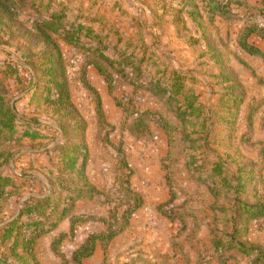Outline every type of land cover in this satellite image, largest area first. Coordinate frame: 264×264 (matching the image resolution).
Instances as JSON below:
<instances>
[{
    "label": "rangeland",
    "instance_id": "rangeland-1",
    "mask_svg": "<svg viewBox=\"0 0 264 264\" xmlns=\"http://www.w3.org/2000/svg\"><path fill=\"white\" fill-rule=\"evenodd\" d=\"M218 1L230 4L231 18L217 17L211 21L209 0H29L30 9L19 21L23 27L31 28L34 22L46 20L51 14H66L69 24H83L100 36L108 48L107 54L115 58L116 63L123 64L121 55L135 65L143 60L141 68L145 81L141 84L144 86H150L170 72L185 76L190 96L198 98L210 114L220 113L219 120L227 114L232 115L228 120L234 125L219 123L210 133L217 140L211 151L235 154V160L239 161L230 163V175L240 167L254 166L257 194L263 198L264 64L242 53L238 39L243 28L257 26L260 33L250 41L264 53V0ZM5 34L0 30V40H4L0 42V64L16 62L19 58L12 47L15 42ZM60 48L68 68L73 105L89 128L88 178L100 192L114 194L111 164L118 157L117 151L95 140L96 129L105 124L104 132L109 134L110 142L127 156L135 173L132 187L144 201V207L135 214L125 233L109 247L105 255L108 257L94 264H199L205 258L209 260L208 236L213 219L208 208L213 201L206 189L194 181L192 175L188 176L185 146L181 140L174 136L170 141L157 121L150 117L146 119L144 132L135 136L129 133L124 127L126 115L116 106L115 98L122 100L131 90L118 89L111 96L108 83L95 69L88 68L85 75L81 72L85 60L83 52L63 44ZM228 77L237 82L224 84ZM235 86L236 94L241 92L245 97L239 111L232 109L233 99L227 98ZM17 100L20 117L37 118L42 125L57 123L47 106L32 102L30 96L24 95ZM98 102L103 110L102 120L97 116ZM159 102L143 95L141 106L145 111L157 112ZM251 110L254 115L250 123ZM30 132L40 136L54 135L45 128ZM19 133L22 134V129ZM56 145L50 139L38 142L26 139L9 147L14 157L3 167L2 175L15 185L5 189L0 201V224L17 217L29 198L47 196V190L55 187L48 172ZM46 147L51 154L45 151ZM96 203L92 204L98 209L100 200ZM186 212L195 213L199 224L191 219L170 220L174 214L180 216ZM256 231L252 232L255 238L264 242V229L257 234ZM71 245L64 247L65 257L71 255L68 251ZM7 250L4 246L0 252L7 254ZM41 258L43 262L47 259L44 253ZM241 260L242 264H249Z\"/></svg>",
    "mask_w": 264,
    "mask_h": 264
},
{
    "label": "trees",
    "instance_id": "trees-1",
    "mask_svg": "<svg viewBox=\"0 0 264 264\" xmlns=\"http://www.w3.org/2000/svg\"><path fill=\"white\" fill-rule=\"evenodd\" d=\"M28 2L0 0V30L15 42L12 47L19 55L16 62L11 60L0 64V201L4 198L5 189L15 185L2 175L3 167L14 157L9 147L26 139L32 142L50 139L57 143L48 172L55 187L47 190V196L29 198L17 217L0 224V249L8 247L7 254L0 252V264H40L37 253L40 241L66 221L70 223L69 233L60 234L53 241L52 251L61 258V264H83L94 256L98 246L107 252L128 229L134 215L144 207L143 199L132 187L135 173L129 160L119 147L110 142L109 134L104 132L105 124L96 129L95 140L117 151L118 157L111 164L114 194L100 192L88 178L91 160L89 128L73 105L61 44L85 54L81 72L85 75L88 68L95 69L108 83L111 96L118 89L131 90L126 98H115L116 106L126 115L124 127L129 133L135 136L144 132L146 119L150 117L157 121L170 141L175 136L185 146L188 176L192 175L213 201L208 208L213 219L208 236L209 260L205 258L199 264H242L241 259L249 264H264V245L252 237L253 228L264 222V197L257 194L255 167H240L230 175L228 169L237 161L235 154L222 155L211 151L217 140L210 133L219 123L234 125L228 120L232 115L227 114L219 120L220 113L210 114L198 98L190 96L185 76L176 72L161 75L150 86H144L141 84L145 81L141 68L143 60L135 65L121 55L123 64L116 63V59L107 54L108 48L100 36L83 24H69L66 14H51L46 20L34 22L31 28L23 27L19 19L30 9ZM208 17L211 21L217 17L231 18L230 4L209 0ZM259 33L255 25L243 28L238 48L264 64L263 51L250 41ZM235 82L236 79L228 77L223 83ZM142 94L157 102L160 100V109L157 112L143 110ZM24 95L30 96L32 102L47 106L57 118V123L54 126H51L53 123L42 125L37 118L20 117L16 109L17 99ZM227 98L233 99L232 109L237 111L245 100L241 92L236 94V86ZM253 115L251 110L250 123ZM97 116L100 120L104 118L100 102ZM39 128L49 129L55 136L30 132ZM45 149L49 151L48 155L51 154L48 147ZM97 199L100 200L99 208L104 210L103 215L77 214L78 203L92 204ZM171 217L172 222L191 219L199 224L195 213ZM91 224L102 225L104 230L90 234L81 245H77L78 233ZM66 244L76 247L69 259L62 252Z\"/></svg>",
    "mask_w": 264,
    "mask_h": 264
},
{
    "label": "crops",
    "instance_id": "crops-1",
    "mask_svg": "<svg viewBox=\"0 0 264 264\" xmlns=\"http://www.w3.org/2000/svg\"><path fill=\"white\" fill-rule=\"evenodd\" d=\"M85 205H86V207L83 208ZM88 205H89V203H87V202L86 203H80V204H78L77 205V209H76L77 214L78 215H82V214H93V215H97V216L103 215V213H104V210L103 209L94 208V204H90V205H92V207L91 206L88 207ZM134 217H135V215H134ZM94 227H96V228H94ZM253 229L257 230L255 232L256 234L258 232H261L264 229V222L261 223L259 226L254 227ZM69 230H70V223H69V221H66L63 224H61L54 231V233L48 235L47 237L42 238V240L39 243L38 249H37L38 260H39L40 264H44L45 261L46 262H49L50 261V264H58L59 263V260L61 262V258L59 256H57L52 251L51 245H52V241L55 239V237L57 235L63 234V233H68ZM103 230H104V227L102 225H96V226L89 225L88 227H86L85 229L81 230L78 233L79 240L78 239L76 240V244L77 245L78 244L81 245L87 239V237L90 234L102 232ZM84 235H86V236H84ZM252 237H253V239H257V238H255V234L254 233L252 234ZM257 240H259L261 242V238H259ZM261 243H264V242L262 241ZM109 249L107 250V252H104L103 249H102V247L101 246H98L97 249H96V252H95L94 256L91 259L85 260L83 262V264H94L97 261H102L103 262L104 258L105 257H108V256H105V255H108ZM64 250H63V252H64ZM43 253H44V255L47 258L44 262H43V258H41V257H43ZM70 256H67V258L69 259Z\"/></svg>",
    "mask_w": 264,
    "mask_h": 264
},
{
    "label": "built area",
    "instance_id": "built-area-1",
    "mask_svg": "<svg viewBox=\"0 0 264 264\" xmlns=\"http://www.w3.org/2000/svg\"><path fill=\"white\" fill-rule=\"evenodd\" d=\"M76 247L71 245L70 247H68V251L72 254L75 251Z\"/></svg>",
    "mask_w": 264,
    "mask_h": 264
}]
</instances>
